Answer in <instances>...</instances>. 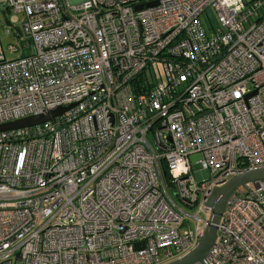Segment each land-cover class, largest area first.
Listing matches in <instances>:
<instances>
[{
    "label": "built area",
    "instance_id": "1",
    "mask_svg": "<svg viewBox=\"0 0 264 264\" xmlns=\"http://www.w3.org/2000/svg\"><path fill=\"white\" fill-rule=\"evenodd\" d=\"M146 1L0 0V124L65 107L0 130V264H166L264 166V0ZM204 260L264 264V177Z\"/></svg>",
    "mask_w": 264,
    "mask_h": 264
},
{
    "label": "water",
    "instance_id": "2",
    "mask_svg": "<svg viewBox=\"0 0 264 264\" xmlns=\"http://www.w3.org/2000/svg\"><path fill=\"white\" fill-rule=\"evenodd\" d=\"M157 1L158 0H150L146 1L145 3H139L136 5V8L139 9L144 5H152L157 3ZM4 19L7 24H10V20L7 17ZM64 108V106H57L43 114H32L19 119L1 123L0 130L44 121L56 115L57 113H60L64 110ZM262 177H264V166L237 173L229 178L225 183L214 186L208 193L206 199V203L210 207L209 221L202 231L198 244L183 257L172 260L166 264H191L197 260L205 264L204 256L206 252L212 247L216 239L217 223L223 212L226 198L238 185L244 184L246 181L256 180Z\"/></svg>",
    "mask_w": 264,
    "mask_h": 264
},
{
    "label": "rangeland",
    "instance_id": "3",
    "mask_svg": "<svg viewBox=\"0 0 264 264\" xmlns=\"http://www.w3.org/2000/svg\"><path fill=\"white\" fill-rule=\"evenodd\" d=\"M6 16L11 20L12 25H15L16 27L22 25L23 15L21 13L11 12L7 10ZM7 28H10V32H6ZM0 40L7 58H13L19 53L18 50L13 51L9 48L10 43H14V44L16 43L17 37L14 34L13 26L5 23L4 15L2 13H0ZM198 158H199L198 154L191 155V159L193 161H195Z\"/></svg>",
    "mask_w": 264,
    "mask_h": 264
}]
</instances>
